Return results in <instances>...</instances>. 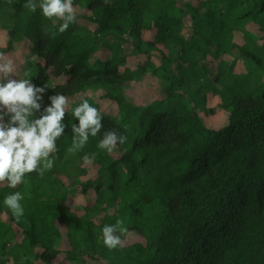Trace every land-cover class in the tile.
Segmentation results:
<instances>
[{"label":"trees","instance_id":"1","mask_svg":"<svg viewBox=\"0 0 264 264\" xmlns=\"http://www.w3.org/2000/svg\"><path fill=\"white\" fill-rule=\"evenodd\" d=\"M27 2L0 0V52L31 45L32 83L46 90L35 118L51 96L93 89L122 110L98 108L101 133L75 153L79 122H63L54 168L0 186V264H264V0H73L77 22L63 34ZM131 52L142 56L136 68ZM139 80L159 86L154 101L128 94ZM189 90L219 97L229 123L209 128ZM113 130L127 142L109 154L98 144ZM92 154L96 177L83 159ZM87 183L94 199L82 216L71 202ZM16 191L19 220L4 205ZM117 220L125 244L109 250L102 229ZM130 233L141 240L127 244Z\"/></svg>","mask_w":264,"mask_h":264},{"label":"clouds","instance_id":"2","mask_svg":"<svg viewBox=\"0 0 264 264\" xmlns=\"http://www.w3.org/2000/svg\"><path fill=\"white\" fill-rule=\"evenodd\" d=\"M25 7L33 13L39 7L43 16L54 24L62 21L59 27L61 34L77 22V9L73 0H42L39 5L35 0H28ZM14 75L19 76L16 62L0 52V186L6 185L12 189L25 183L27 175L35 173L43 177L54 168L59 151L57 141L64 136L66 125L63 121L70 109L69 99L57 94L50 97V106L44 108L39 118H35L36 113L41 111L46 90L35 86L28 78L27 71L23 74L24 78L19 80L12 78ZM71 111L79 122L78 126L71 125L73 136L69 151L75 153L84 149L90 137L101 133L103 118L87 100ZM126 142V136L114 130L104 131L98 148L111 154L118 144ZM94 155H85V163H91ZM23 199L19 191L4 199V205L17 220L25 213L21 203ZM122 225L123 221L117 220L115 224L103 227V243L109 250L124 246L122 237L127 234V229Z\"/></svg>","mask_w":264,"mask_h":264},{"label":"rangeland","instance_id":"3","mask_svg":"<svg viewBox=\"0 0 264 264\" xmlns=\"http://www.w3.org/2000/svg\"><path fill=\"white\" fill-rule=\"evenodd\" d=\"M149 34L145 35V38H148ZM8 37L5 35L4 32L0 31V47H6L7 46ZM126 44V43H125ZM30 44L23 43L21 46L17 47L15 51L11 54H7L12 58L17 65V74L19 75L20 67L21 65L25 64V59L27 63H29L31 66H27V72L29 73V79L33 81L38 76V60L29 52V54L26 55L25 50L27 47V50L30 49ZM131 51V50H130ZM27 52V51H26ZM130 59H129V66L132 68H136L139 64L140 57L139 54H133L130 53ZM155 60L157 63H160L161 60L159 57H155ZM147 61V60H146ZM145 61V62H146ZM238 73H240V69L237 70ZM12 78L19 80V76H13ZM154 80V78L152 79ZM155 81V80H154ZM153 82V81H152ZM150 83L147 80H139L135 81L131 88L129 89L128 94L138 103L140 104H146L151 101H154L158 96L157 93L161 90L159 89V86H156L154 84ZM172 84V83H167ZM102 91V90H101ZM100 90H90L86 93L80 94L76 100H73L70 102V109L68 113L65 115V119L63 122H74L76 119L72 116V109H74L76 106H78L82 101L87 100L91 106L95 108H100V110L103 113L117 116L121 112V107L110 101H104L102 98V92ZM191 99L194 103V105H197L198 107V114L203 119L205 124L213 129L218 130L222 127L226 126L229 123V115L224 112L222 109L219 108L220 104V98L219 97H213L211 92H206V97H197L198 92L196 90H189ZM161 94V93H160ZM176 95L180 96L182 94L181 92L175 93ZM163 99H166V97L162 96ZM172 104L167 102V108H171ZM87 166L90 170V174L92 177H96V165L94 163H87ZM83 182L86 180H82ZM88 186V193L84 194L81 190H76V192L73 195V200L71 202V206L73 209H75L80 215H85L86 213V207L88 205H92L93 199H94V191L92 189V186H90L89 183L86 184ZM141 237L136 233H130L128 237L126 238V243L131 244L134 241H140Z\"/></svg>","mask_w":264,"mask_h":264}]
</instances>
